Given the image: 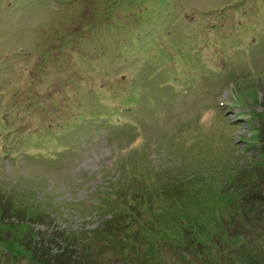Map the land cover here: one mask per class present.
Returning a JSON list of instances; mask_svg holds the SVG:
<instances>
[{"label": "rangeland", "instance_id": "374dc122", "mask_svg": "<svg viewBox=\"0 0 264 264\" xmlns=\"http://www.w3.org/2000/svg\"><path fill=\"white\" fill-rule=\"evenodd\" d=\"M263 114L264 0H0V264H41L28 249L63 229L97 230L93 262L264 264V209L240 216L264 200L241 172ZM109 196L137 224L175 216L125 250L98 232ZM194 239L206 255L175 254Z\"/></svg>", "mask_w": 264, "mask_h": 264}, {"label": "trees", "instance_id": "16d2710c", "mask_svg": "<svg viewBox=\"0 0 264 264\" xmlns=\"http://www.w3.org/2000/svg\"><path fill=\"white\" fill-rule=\"evenodd\" d=\"M99 14H103L101 16L103 21H108V18H105L106 13L104 11L102 13H99ZM91 18H93V15L91 16ZM96 24L99 25V26H96V28H95L96 30L105 31V29L107 28L105 24H99V23H96ZM94 25L91 24V29L94 27ZM105 33L106 32H104V35H105ZM261 121L263 122V126H262L263 129L261 131L256 130L255 126L253 127V135L255 136L256 140L261 144V147H259V150H258V155L260 156L261 160H255L249 167L242 168L241 172H244L246 174L245 175L246 177L249 175L254 176L255 174L251 173L250 171L253 169H256L257 173L259 172V174H261V176L258 178H260L261 181L264 182V171H263L264 170V114H263V117H261ZM245 176L243 175L242 178H244ZM263 187L264 186H261L260 189H263ZM258 189H259V186H258ZM261 194H263V193H261V192L258 193L257 188H255L254 191L251 192L250 195H248V196L243 195L244 201H246L247 203L244 204L245 213L243 215H240L241 218H248V216L257 212L259 210V208L258 209L255 208L256 207L255 205L258 203H260L261 208L264 209V203H263L264 200L261 199ZM102 201H108V202H111L112 204L106 205L105 202H102ZM102 201L99 203V207H100V211H101L102 215L108 216V214H109V215H111V218L108 220L109 223L107 222V224H105L102 228H100V230L98 231L99 235H102V236L105 234L108 235L112 232H115V233L119 232L120 235L125 234L126 236H124V238H122V239L120 237H115V239L111 238V240L113 242H116L117 244L121 243V248L125 249V250L130 249L131 244L136 245L137 236H134L132 234V236L129 237L133 228L139 229L141 241L143 240V237H142L143 233H144V238L147 240L148 237L145 235H147L148 231L155 230L156 225L160 224L165 219H169L170 218L169 216H171V217L175 216V215H172L171 213L168 214V211L166 210V211L159 213L158 215L154 214L150 219L143 220L137 224V218L135 217V213H137L138 210H134V208H132L134 216L132 218H127L125 216L126 213H124L125 210H122L120 213H117L116 210L114 209L115 206L119 207L117 200L112 201V197L109 196V197H105L104 199H102ZM33 203L34 202L30 201V202H19V203L15 204V207L19 210V213H21L20 211L23 212V214L21 215V218L25 219V220L30 219L31 222L42 220L43 218L45 220L46 218H48V216L46 215V213L44 211L36 212V210L32 209ZM248 207L249 208L251 207V209L247 211ZM12 208H14V207H12ZM84 208L86 209L87 207L84 206ZM29 209H31L33 211H31ZM13 217H15V214L13 215ZM232 220H234V219H232ZM126 223H128V225ZM232 223L236 224L234 221H232ZM12 224H14V223L9 222V224H7V223L4 224L0 221V229L1 230H4V229L12 230L13 229ZM28 225L29 224L20 226V231L24 232L26 230H29ZM24 226H26V227H24ZM15 231H17L16 226H15ZM62 232L64 233L65 239L61 245L62 246L61 248H58L57 250H51V252L46 251L47 248L49 247V244H48L47 240L45 239V237L42 236V238L45 240V242H38L39 244L37 242H35L34 243L35 247H32V249L30 248V250L28 249V252H29L30 257H31L30 259L33 260L35 263H41V264H106V263H103L102 261L101 262H98V261L93 262L92 261L93 260V258H92L93 252L91 251V248L88 247L90 245V243L93 242V244H92L93 250L97 253L103 252L102 248L97 247L99 245V242L96 239L97 230H95V232H92L91 234H89V236H85V237H81L79 232H77L76 230H64L63 229ZM215 233L216 232H210L209 231V234H210L209 239L213 238ZM35 234L37 235L39 233L37 232ZM192 234H194V233H190V235H192ZM230 235H232V234H230ZM58 236H55L51 240L50 243L53 244L57 241H61V240H59L60 236H59V238H58ZM79 237H81L83 239V241H80ZM221 239H226L225 235H223V237ZM192 241H193V243L190 241V243H192V244L190 246H185L186 248L185 247L179 248L181 245H178V247L176 249L177 253H175V254H179L183 257L184 255H182L178 252L184 251L188 247L190 248V251L193 252V254H195V255H202V254L206 253V251L202 247H203V243L206 244L207 241H205L203 239H200L199 241H197V240L195 241V239H194ZM199 244H201L202 246H199V248H196V246ZM196 249H199V253H195ZM148 255L151 257L153 256V254H148ZM130 261L134 262L136 260L134 258L130 257ZM159 263L160 262H153V264H159ZM160 264H167V263L161 262Z\"/></svg>", "mask_w": 264, "mask_h": 264}]
</instances>
